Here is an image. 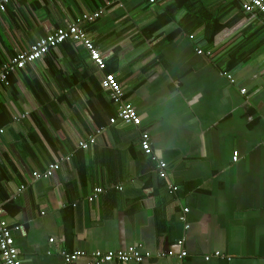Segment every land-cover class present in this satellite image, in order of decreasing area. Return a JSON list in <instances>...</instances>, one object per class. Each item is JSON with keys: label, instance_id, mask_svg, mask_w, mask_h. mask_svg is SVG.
Wrapping results in <instances>:
<instances>
[{"label": "crops", "instance_id": "1", "mask_svg": "<svg viewBox=\"0 0 264 264\" xmlns=\"http://www.w3.org/2000/svg\"><path fill=\"white\" fill-rule=\"evenodd\" d=\"M156 1L11 0L0 13L2 68L104 11L81 24L104 71L69 40L0 84V202L23 264L133 246L150 255L141 264H264V18L243 0ZM106 74L139 128L110 123ZM52 164L51 178H34ZM96 188L104 192L91 202Z\"/></svg>", "mask_w": 264, "mask_h": 264}, {"label": "built area", "instance_id": "2", "mask_svg": "<svg viewBox=\"0 0 264 264\" xmlns=\"http://www.w3.org/2000/svg\"><path fill=\"white\" fill-rule=\"evenodd\" d=\"M150 4H155L156 0H146ZM11 0H0V13H5L7 6L10 4ZM243 10L247 13H259L264 18V0H243ZM104 14L103 10L95 12L91 15H84L79 23L75 25H70L66 29H58L55 33L40 39L37 41L29 51L22 52L13 58L8 64L0 68V84L7 82L9 76L18 70L25 69L26 67L32 65L36 61L43 59L50 51L57 48L59 45L65 43L66 41H74L78 44L84 46L88 52L92 62L98 67L100 71H104L106 65L103 61L101 53L97 50L92 40L88 37L85 30L81 27V24L84 22L91 23L97 19H100ZM193 39V37H191ZM197 53L199 55H208L209 53H204L203 50L198 49ZM225 77L230 80L231 83H234L233 77L226 73ZM101 85L103 89L108 92L110 99L115 103L117 107V114L114 118L110 120L111 124H117L121 122L126 125H132L136 128H139L142 125V119L138 111L134 106L125 101V93L120 84L113 74L104 75ZM241 94L245 96L247 94L246 89H241ZM102 131H98L101 133ZM95 140L92 139L90 142H81L80 147L84 150H87L90 145H94ZM141 148L146 155L152 156L153 161L157 163L159 170V176L162 179L168 177L167 174V164L164 161L159 160L154 156L151 137L147 132H142L141 135ZM239 153L235 152L233 155L234 163L238 162ZM60 169V166L57 164H52L49 166L48 170L40 175L39 173H34V178L38 179L40 177L51 178L56 171ZM24 189V187H23ZM172 192L178 190L177 187L170 186ZM104 192L102 188L94 189L93 195L90 197V201H95L100 194ZM189 209L184 210V215L181 217V221L186 224V214ZM14 230L19 231L20 228L17 227ZM13 229L10 227L9 223L6 221L3 213L2 203L0 202V256L3 264H23L20 259L17 248L15 247V240L13 237ZM50 243H54V239H50ZM179 245H183V241L179 242ZM217 257L220 256L219 253L215 254ZM65 264H78L79 261L83 258H87L88 261L86 264H107L111 262H116L118 264H130V263H143L146 258L150 255H144L139 247H130L127 251H95L88 255L83 251H76L72 253L62 252ZM187 256V252L183 251L181 258ZM211 257H206L209 260Z\"/></svg>", "mask_w": 264, "mask_h": 264}]
</instances>
